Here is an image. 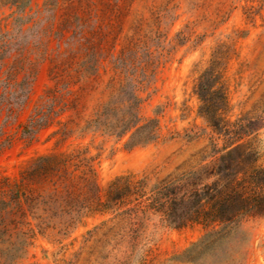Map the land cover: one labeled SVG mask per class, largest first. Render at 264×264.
Instances as JSON below:
<instances>
[{"label":"rangeland","instance_id":"1","mask_svg":"<svg viewBox=\"0 0 264 264\" xmlns=\"http://www.w3.org/2000/svg\"><path fill=\"white\" fill-rule=\"evenodd\" d=\"M213 61L226 120L264 168L259 1L0 0V264H264V217L175 229L152 211L91 208L117 177L150 189L220 155L194 93ZM131 80L142 124L159 122L156 142L132 148L87 128Z\"/></svg>","mask_w":264,"mask_h":264},{"label":"trees","instance_id":"2","mask_svg":"<svg viewBox=\"0 0 264 264\" xmlns=\"http://www.w3.org/2000/svg\"><path fill=\"white\" fill-rule=\"evenodd\" d=\"M247 1H259L264 7V0ZM247 10L252 17L253 7ZM136 90V83L128 82L87 128L116 136L118 140L128 135L126 145L130 148L156 142L159 122L150 119L142 124L138 115L142 100L135 94ZM194 93L200 102L198 116L217 138L222 137L226 142L218 151L220 155L209 164L162 180L150 189L145 179L117 177L102 195L98 190L92 211L107 213L124 209L122 215L127 217H139L152 211L175 229L198 223L204 227L220 225L222 231L237 226L245 218L264 217V168L255 166L254 152L241 142L248 130L241 123L226 120V89L216 61L199 77ZM195 137L188 136L189 139ZM19 198V194H15L10 203H4L3 210L10 214L20 211ZM19 224L21 222L11 220L3 223V228L7 231L12 225L17 229Z\"/></svg>","mask_w":264,"mask_h":264}]
</instances>
